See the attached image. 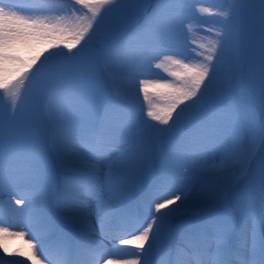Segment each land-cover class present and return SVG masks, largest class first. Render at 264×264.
Segmentation results:
<instances>
[{
    "label": "snow or ice",
    "instance_id": "6c2138e0",
    "mask_svg": "<svg viewBox=\"0 0 264 264\" xmlns=\"http://www.w3.org/2000/svg\"><path fill=\"white\" fill-rule=\"evenodd\" d=\"M192 9L0 0V206L36 241L0 264H264V0L199 6V43Z\"/></svg>",
    "mask_w": 264,
    "mask_h": 264
},
{
    "label": "rangeland",
    "instance_id": "374dc122",
    "mask_svg": "<svg viewBox=\"0 0 264 264\" xmlns=\"http://www.w3.org/2000/svg\"><path fill=\"white\" fill-rule=\"evenodd\" d=\"M15 2L18 4H21V5H28V4L33 3L34 0H15ZM187 2L193 5L192 12L194 13V23H193V27L195 30L194 36H195L198 43L199 42H206V40L211 37L212 33L206 32L205 29L218 27L220 21H219L218 17L211 16L208 14H201L200 12L197 11V9L199 6H211V5H218V4L226 3L227 0H187ZM163 75H165L163 73V71L156 69L155 68V62H153V65L150 67L148 74L144 77H141V78L154 79V78H157V77H160ZM116 89H119L121 92L126 91L127 90V84L124 81H120L115 86H113L111 84L108 85V90L110 92H114ZM151 91L152 90L149 89L150 93H151ZM140 102L143 103V95L142 94L140 95ZM146 111H147V107L145 106V113H146ZM39 116L42 120L47 119V116H46L45 112L43 111V109L40 110ZM145 118H147V117L145 116ZM163 157H164V154L161 155L160 159L157 162L158 164L163 162ZM196 166L197 165H195L194 163H189L190 169L195 168ZM178 171L182 172L183 169H179ZM25 191H26V187L24 185H20L16 189L17 198H19L18 195L20 193H22V196H23ZM3 199L6 200L7 196L3 197ZM12 207L19 209V212L14 215L9 211L7 205L0 206V210L3 212V214L5 215V217L7 219L6 222H3L0 220V226L7 228L8 231H10V232L19 233V232L23 231L24 235L23 236L17 235V237L27 239L30 242L33 241V239L30 238L32 235L30 230L23 227V224L26 222V219H27L28 209H26L23 204L15 205L14 200L12 202ZM10 214H12L13 217H11ZM14 222L19 224L20 228L18 230L13 228ZM14 238H16V236L6 237L5 239L11 240ZM117 243H118V241H117ZM14 245L15 244H12L11 246H14ZM109 247H111V245H109ZM135 251H136L135 249H131V246H128L127 247V253H129V255L125 256L124 253H118V254H121V256H123V258H132L131 254L134 253Z\"/></svg>",
    "mask_w": 264,
    "mask_h": 264
},
{
    "label": "bare ground",
    "instance_id": "6f19581e",
    "mask_svg": "<svg viewBox=\"0 0 264 264\" xmlns=\"http://www.w3.org/2000/svg\"><path fill=\"white\" fill-rule=\"evenodd\" d=\"M21 196H22V193L18 195V197H21ZM10 215L11 217H13L12 214ZM0 220L3 222H6L7 220L1 210H0ZM13 228L18 230L20 226L19 224L14 222ZM2 243L4 246L8 248V252H4L3 247H0V259H3L4 261H25L26 256L21 255V253H28L30 251H35V248L30 249L29 245L30 244L35 245L36 241L33 239V241L30 242L27 239H24L21 237L18 238L16 236V238L11 239V240L4 239ZM12 244H15V245L11 246ZM131 249H135V247L131 246ZM127 255H129V253H127ZM120 257H123V256H121V254H118V253L116 254V256L113 257L114 264H116V259ZM28 264H31V262L29 261Z\"/></svg>",
    "mask_w": 264,
    "mask_h": 264
}]
</instances>
